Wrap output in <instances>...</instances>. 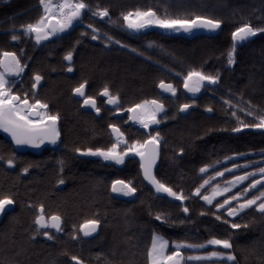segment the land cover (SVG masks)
Returning <instances> with one entry per match:
<instances>
[{"label": "trees", "instance_id": "obj_1", "mask_svg": "<svg viewBox=\"0 0 264 264\" xmlns=\"http://www.w3.org/2000/svg\"><path fill=\"white\" fill-rule=\"evenodd\" d=\"M84 2L91 10L83 13L74 32L36 44L12 29L38 19L42 14L39 0H0V51L16 52L26 65L24 84H29L34 74L42 76L45 86L40 98L52 114L61 118L66 144L72 148L105 147L109 135L106 116L100 119L80 112L70 93L62 90L63 79H73L76 85L86 81L88 95L92 96L107 85L111 94L120 97L123 107H131L159 98L156 88L161 80L180 87L183 76L193 68L217 75L218 82L199 103L200 107L211 108L212 115L193 112L189 117L173 120L175 114L170 111L169 123L160 131L159 164L153 173L175 191H182L185 201L155 193L145 183L138 161L133 159L120 167L68 156L65 187L60 191L54 187L56 178H12L0 168V193L8 194L15 203L9 221L11 240L0 264H149L147 253L154 233L170 244H201L213 236L230 238L236 264H264V215L251 206L229 217L225 208L216 209L215 204L232 194L218 198L212 205L200 199L209 192V186L201 189L199 195L194 194L204 180L198 173L202 166L214 165L208 172L213 175L232 164L264 158V129L232 131L238 120L250 126L258 123L257 116L264 115V31L235 43L231 36L245 22L264 29V0ZM97 5L108 9V18L92 15ZM148 7L158 15L167 11L172 18H191L190 14H194L220 19L222 23L213 34L196 32L187 36L156 29H130L134 32L128 34L121 14ZM89 24L99 29V43L83 41L80 30L88 29ZM13 34L20 39L12 41ZM108 37L112 39L109 41ZM70 50L74 72L68 78L62 58ZM230 50L234 52L231 65L227 62ZM224 101H231L235 107ZM68 109H74L76 114H65ZM249 111L252 115H246ZM128 136L129 140L136 137L132 132ZM233 156L242 158L224 162L225 157ZM53 173L58 176L57 170ZM119 179L132 182L136 193L127 197L113 194L112 181ZM40 204L44 205L45 214L56 213L62 218V233L54 234L50 241L41 236L31 239L37 235L33 217ZM184 207L189 209L187 213L183 212ZM157 215L161 219H156ZM88 219L100 221L97 234L90 237L79 232V225ZM232 223L241 227L232 229ZM209 250L207 247L203 251ZM72 256L78 261H73Z\"/></svg>", "mask_w": 264, "mask_h": 264}, {"label": "snow or ice", "instance_id": "obj_2", "mask_svg": "<svg viewBox=\"0 0 264 264\" xmlns=\"http://www.w3.org/2000/svg\"><path fill=\"white\" fill-rule=\"evenodd\" d=\"M40 5L43 8V14L38 17L34 22H29L20 26V29L13 28V32L20 31L22 35L28 36L34 39L36 44L41 41H47L50 37H54L59 33H63L69 29L75 22L82 19L85 11H90L89 5L84 0H59V2H53V0H39ZM93 16L101 18H108L109 12L107 8H100L98 5ZM123 17L124 24L129 29L139 30L149 25H158L161 28L174 29L176 31L183 30L185 32L192 31L197 28H204L207 30H216L221 26L222 21L202 15L190 14L191 18H172L169 13L165 11L162 15H158L157 11L152 7H148L146 10L135 9L128 11L127 13L121 14ZM88 28L92 29L93 33H98L99 29L94 28L93 25H87ZM264 31L253 27L250 23H243L241 26L236 27L231 33L233 42L245 41L248 38L255 36L257 32ZM81 35H86L82 33ZM20 36L13 34L11 36L12 41H17ZM92 39H99L98 35H93ZM109 41L111 37L107 38ZM117 44L120 41H115ZM23 51V50H21ZM233 51L227 53V62L231 65L233 61ZM69 62L67 71L71 72V61L73 60V52L70 50L66 52L63 58ZM25 65L21 63L20 57L17 56L16 52L11 51H0V129L11 135L12 140L16 144H39L45 141L56 143L60 132L57 128L58 115L49 113L46 111L48 105L42 103L39 99H35V92L33 91V102H29L28 93H24L23 97L18 95L16 91L10 87V77L19 76L24 71ZM34 82L31 84V88L35 90L37 85L42 80V76L34 74ZM219 77L217 75H209L195 68L189 70L186 75L183 76V87L190 93H198L205 82L208 84H216ZM85 84L86 81L80 83L77 87L73 88V92L83 97V103L90 105L95 109L97 113L100 109L96 107V103L93 97L85 95ZM159 87L173 96L176 95L177 89L171 83H165L161 80ZM102 95L107 97V103L116 107L117 112L122 109L119 107V96L110 93L107 85L102 89ZM195 103V100H192ZM230 107H235L231 104V101H224ZM190 108L187 103L179 105L180 111H185ZM165 106L159 100H143L140 103L133 104L127 109L129 113V120L136 121L144 129H148L150 125H158L160 120L158 115L164 113ZM207 111L211 112L212 109L208 108ZM233 116L236 112L233 111ZM246 115H252L249 111ZM258 123L253 125H247L243 121L238 120V126L232 129L233 132H238L241 129L248 127L264 129V115L256 117ZM111 129L112 134L115 137V142L111 143L107 148H86L81 149L79 147L74 149L75 153L89 154L93 156L102 157L104 160L115 161L116 163H122L124 158L129 154H135L139 157V167L143 173L145 180L149 181L151 186L154 188L157 194H166L169 197L175 198L177 201L183 203L185 196L182 191H175L172 187L161 182L153 173V166L156 164L159 156V146L161 143L160 133L155 134L146 133L147 138L144 140H133L128 143L125 138V134L115 124L108 126ZM123 148L121 151L120 148ZM183 152V149H180ZM264 155V153H262ZM225 159H230L225 157ZM0 160H4V157H0ZM8 165L14 163L13 158L6 160ZM63 161H60L61 173L63 172ZM218 163V162H217ZM264 163V161H262ZM253 167V171H244L241 175H233L230 180L226 181L224 186L213 184L211 191L200 196V199L205 201L208 205H212L213 201L217 197H222L225 193H230L231 189L242 182L247 181L250 177H259V179L253 178L251 183L243 189V192L237 191L234 195H228L227 198L222 200V203H216V209H224L227 207V215L229 217H235L239 212L244 209H248L251 206H255L257 211L264 215V192H261L259 196H253L251 199L242 198L245 193H248L250 189H255L257 185L264 186V167L256 168L254 165H237L233 164L231 169H225L224 171L215 172V175L203 180V182L194 189V194L199 195L201 189L205 188L206 185L210 184V181L215 180L217 177H223L225 172H231L237 168ZM28 165L22 169L23 172H28ZM214 165H204L199 169L201 174H206L210 168ZM57 183H63L62 179H59ZM113 192H121L124 195L131 196L136 193V188L132 186V182L124 180H113L112 188ZM238 201L237 206L234 208L230 206V202ZM13 203V200L8 194H0V212L5 210L7 205ZM189 209L183 208V212L187 213ZM156 219H161L157 215ZM217 220H220V216H216ZM34 223L37 226V230H43V235L52 239L49 231L45 230L53 228L56 231H62L61 223L62 218L60 215L53 213L51 216L46 217L44 214V205L38 206V214L34 218ZM100 221L97 219L85 220L79 225V232L83 233L84 236H88L97 230V226ZM241 225L232 223V229H239ZM75 228V226H74ZM76 231L73 232V238H76ZM172 248L174 250L168 251L169 241L165 240L162 236H158L155 233L152 237V244L148 250V262L149 264H190L191 261L208 262L212 258L220 261L221 264H236L235 256L232 249L230 238H216L215 236L209 238L201 244H189L185 241L172 242ZM207 247H219L222 250H214L204 252L202 256H189L185 258L183 256L182 249L184 250H204ZM73 261H78L76 256H72ZM78 264H83L82 261H78Z\"/></svg>", "mask_w": 264, "mask_h": 264}, {"label": "flooded vegetation", "instance_id": "obj_3", "mask_svg": "<svg viewBox=\"0 0 264 264\" xmlns=\"http://www.w3.org/2000/svg\"><path fill=\"white\" fill-rule=\"evenodd\" d=\"M80 21L81 20L75 22L68 30L64 31L63 33L57 34L54 37L49 38L47 41H50L56 37H60V36H63L65 34H69L71 32H74L73 27L76 26L77 24H80L81 23ZM124 26L126 27V32L128 34H131L132 32H134V31H131L125 24H124ZM80 31H81L80 35L82 33H86V35H82L84 37L83 38L84 42H87L88 40L91 43H99L100 42V38L95 39V40L92 39V36L94 34L99 35V33H93L92 29L88 28V29H83ZM104 46L107 48L108 44H104ZM63 58H64V56H63ZM63 58H62V61H63V64L65 65L63 72L68 78H71L73 75V72H74V67H73L74 57H73V60L71 61V67L73 68V71L70 74H67V72H66L69 64L65 63ZM25 67H26V65H25ZM23 75H24V71L19 76L10 77V80H11L10 87H12V89L14 91H16L18 95H21V97H23L24 93H28L30 103L33 102V99H32L33 91L35 92V99H39L42 103H46L42 98H40V93H41L40 91L45 86L44 79L42 78V80L37 85V88L35 90H33L31 88V84L34 82V79H33L34 75L30 78L29 84L27 83V81L24 84L25 81L23 80ZM80 83H83V82H80ZM79 84L76 85V81H74L73 79H71L69 81L63 79L62 90L63 91L65 90V92L70 93L71 98L76 102L75 103L76 106L79 108L80 112H82L84 115H91V116H95L96 118H100V119H103V116H106V121H107V125H106L107 129L106 130H107V135H109L108 144H106L105 147H97V148H107L108 146H110L111 143L115 142V137L112 134L111 129L108 127L110 124L117 125V127H119L120 130L125 134V138L127 139L128 143H131L133 140H141L142 141V140L146 139L147 138L146 133H149V132L152 134H155L156 132L160 133V131L163 129L162 127L168 125V123H169L168 114L170 113V111L172 112V114H175V118L173 120H177L176 117H180V118L189 117L193 112L202 113V114L208 115V116L212 115V111L210 113H206V110L208 109V107H200L201 105H199L200 101L202 102L205 100V95H207L209 93V89L213 88L215 86V84H208L207 82H205L204 85L201 87V90L195 94L190 93L186 89H184L183 80H182V83L180 84V87H178V88L176 87L177 92H176L175 96L163 95V94L158 93L160 97L159 98H152V99L159 100L161 103H163L165 106V111L162 115H158V119L160 120V123L158 125H150L148 129H144L136 121H134L132 123L130 122L129 113L127 112V109L129 107H123L120 97H119V107L122 110L117 112L115 106H113V107L107 106V103H106L107 97L101 96L102 91H100L97 96L88 95L89 87H88L87 82L85 84V95L91 96L94 98L95 103H96V107H98L100 109V112H99V115H96L93 111H90L87 109L86 110L82 109L83 98H80V99L75 98L74 92L72 91L73 88L77 87ZM156 90H157V88H156ZM77 96H80V95L77 94ZM193 99L195 100L194 104L192 103ZM149 100H151V99H149ZM184 103L189 104L190 108L185 110V111H180L179 105L184 104ZM109 106H112V105L109 104ZM46 111L49 113V115H52V113L50 112L49 105H48V108L46 109ZM64 112L67 115L68 114L69 115H75L76 114L74 109H68L67 111H64ZM60 121H61V118L59 117L56 126L60 132V136H59L56 143H51V142L45 141L44 143H39V144H35V145H33V144H19L18 145L12 140L11 135L9 133L5 132L3 129H0V157H4V160H0V168L5 170L6 172H8L10 177H12V178L18 176L22 179L30 181V180H34V179H38V178L45 179L47 177H50V178L52 177V178H56L58 180L59 179L63 180L64 174L66 172L65 171L66 164H67L66 157H68V156L71 158L74 157V158L80 159V160L88 159V160L94 161V162L96 160H101V161H104L107 163H114L115 165H118L120 167L124 166L125 163L129 159L137 160L139 163V158H138V156H135V154H129L128 156H126L124 158L122 163H116L115 161L104 160L102 157H99V156L75 153L74 149L76 147L72 148L66 144V132L62 130V128L60 126ZM131 132L134 135H136V137L133 138L132 140H129L128 133H131ZM160 137H161V134H160ZM96 138H98V135L96 136ZM86 148L95 149L94 147H86ZM86 148H84V149H86ZM159 148H160V146H159ZM120 149L123 150L122 147ZM10 157L14 159V163L11 166L6 163V160ZM61 160L64 162L62 173H61V166H60ZM28 165H31V167H29L28 172H26V173L23 172L22 169ZM55 170L58 171L57 177H54L55 174L53 172ZM139 170H140V167H139ZM140 173H141V171H140ZM198 173H200L199 170H198ZM54 187H55V190H57V191L62 190L65 187V181L63 180L62 184L56 182ZM112 193L115 195H122L123 194L121 192L114 193L113 191H112ZM14 211H15V203L13 201V203L10 204V206L7 205L5 207V210L0 212V258L4 254H6L5 253L7 250L6 246L9 243L8 240L9 241L11 240L10 229H9L10 222L9 221H10V219L13 218V212ZM37 214H38V208H36V215ZM44 214H45V212H44ZM51 215L45 214L46 217L51 216ZM35 216L33 217V223H34ZM34 225H35V223H34ZM62 225H63V223H62ZM62 225H61V227H62ZM35 227L37 229L36 225H35ZM45 230L49 231L50 236H55L54 234L62 233V231L58 232L52 228H48ZM36 232H37V235L31 236L32 240L38 239L37 236H41L43 238V240H46V241L51 240L48 237H45L43 235V230H39V231L36 230ZM9 254L11 255V252H9Z\"/></svg>", "mask_w": 264, "mask_h": 264}, {"label": "rangeland", "instance_id": "obj_4", "mask_svg": "<svg viewBox=\"0 0 264 264\" xmlns=\"http://www.w3.org/2000/svg\"><path fill=\"white\" fill-rule=\"evenodd\" d=\"M53 2H59V0H53ZM41 7H42V6H41ZM42 12H43V8H42ZM149 29H156V30L162 31V32L167 33V34H177V35H178V34H181V33H182V30H180V31H176V30H174V29L161 28V27L158 26V25H149V26H147V27H145V28H143V29H141V30H142V31H146V30H149ZM67 30H68V29H67ZM65 31H66V30H65ZM59 34H60V33H59ZM191 34H192L191 32H187V33H186L187 36H190ZM50 38H51V37H50ZM120 150H121V149H120ZM121 151H122V150H121ZM238 158H242V156H233V157H230V159H225L224 162H227L228 160H235V159H238ZM262 161H264V158H257V159H255V160H253V161H251V162H241V163H235V164H237V165H241V166H242V165H246V164H248V165H254L256 168H259V167H264V163H262ZM232 165H233V164H232ZM232 165H230V166H228V167H226V168H224V169H222V170H220V171H224L225 169H231V168H232ZM209 171H210V170H209ZM209 171H207L206 174H201V176H202V178H203L204 180H205V179H208L209 177H212V176L215 175V174H213V175H209V174H208ZM244 171H249V172H251V171H253V167H252V166H249V167H247V168H243V167H241V168L233 169L231 172H225V175H224L223 177H217L215 180L210 181V184H209V185H206V186H209V188H210V189H209V192H210V191H211V186H212L213 184H218V185L224 186L225 182L228 181V180H230L231 177H232L233 175H241ZM253 178L259 179L258 176H257V177H250L247 181H244V182H242V184L237 185L235 188L231 189L230 193H225L223 196L226 197V195H228V194H232V195H234V194L237 192L236 189L239 188V187L242 188V189L240 190V192H243V189L246 188L247 185L251 183V180H252ZM206 186H205V187H206ZM255 191H257V193H255V195H253V196H259L261 192H264V186H262V185H257V187H256L255 189H250L248 193H245V194L242 196L241 199H243V198L251 199L253 196L250 197V194H252V193L255 192ZM119 196L127 197V195L124 196V194L119 195ZM223 196H222V197H223ZM218 198H220V197H217L216 200H217ZM226 198H227V197H226ZM214 201H215V200H214ZM214 201H213V202H214ZM204 202H205V201H204ZM259 202H264V201H258V203H259ZM205 203H206V202H205ZM221 203H222V200H221ZM237 204H238V201L230 202V206H232V207H234V208L237 206ZM227 207H228V206H225L224 208L227 210ZM244 210H246V209H244ZM244 210H242V211H244ZM242 211H241V212H242ZM241 212H239V213H241ZM239 213H238V214H239ZM238 214H237V215H238ZM156 235L161 236V235H159V234H156Z\"/></svg>", "mask_w": 264, "mask_h": 264}, {"label": "water", "instance_id": "obj_5", "mask_svg": "<svg viewBox=\"0 0 264 264\" xmlns=\"http://www.w3.org/2000/svg\"><path fill=\"white\" fill-rule=\"evenodd\" d=\"M220 27H221V26H220ZM220 27H219L218 29H216V30H207V29H204V28H197V29H193L192 31H189V32L196 33V32H200V31H204V32H206V33H208V34H213V33H215L216 31H218V30L220 29ZM140 30H141V29H139V30H137V31H140ZM182 33H186V32L182 30ZM239 42H241V41H239ZM64 62L67 63V64H69L68 61H65V60H64ZM72 71H73V68H72ZM72 71H71V72H72ZM66 72H67V74H70V73H71V72H69V71H66ZM165 83H166V82H165ZM157 91H158V93H160V94H163V95H170V96H172L171 93H168V92H166L165 90L161 89V88L159 87V84L157 85ZM74 96H75V98H77V99L83 98V97H81V96H77V93H74ZM101 96H103L102 93H101ZM103 97H105V96H103ZM106 103H107V100H106ZM118 103H119V101H118ZM107 106H108V107H113V105H112V106H109L108 103H107ZM82 109H85V110L87 109V110L93 111L96 115H99V113H97V112L95 111V109L92 108L90 105H85V104L83 103V105H82ZM206 113H210V112L206 110ZM162 114H163V113H162ZM162 114H159V115H162ZM130 122L132 123V122H134V121L130 120ZM138 158H139V157H138ZM158 163H159V156H158V159H157L156 164L153 166V172H154V170L157 168ZM140 171H141V170H140ZM141 174H142V176H143L142 171H141ZM143 179H144V177H143ZM144 181H145V183H146V184H147V185H148V186H149V187L155 192V190H154V188L151 186L150 182L147 181V180H145V179H144ZM114 193H117V192H114ZM155 193H156V192H155ZM160 195H166V194H160ZM8 206H10V205H8ZM61 225H62V223H61ZM52 229H53V228H52ZM97 232H98V226H97V230H96L95 232L91 233L90 235H88L87 237L94 236V235L97 234Z\"/></svg>", "mask_w": 264, "mask_h": 264}, {"label": "crops", "instance_id": "obj_6", "mask_svg": "<svg viewBox=\"0 0 264 264\" xmlns=\"http://www.w3.org/2000/svg\"><path fill=\"white\" fill-rule=\"evenodd\" d=\"M151 244H152V241H151ZM171 245L172 244L169 243V249H168L169 252L172 251V250H174ZM208 248H210L211 250H209L207 252L214 251V250H222L219 247H216V248H214V247H208ZM182 252H183V256L185 258H187L189 256H202V255H204V252L205 251H203V250L192 251V250H184V249H182ZM186 264H187V262H186ZM190 264H221V262L220 261H217L215 258H212L208 262L191 261Z\"/></svg>", "mask_w": 264, "mask_h": 264}]
</instances>
